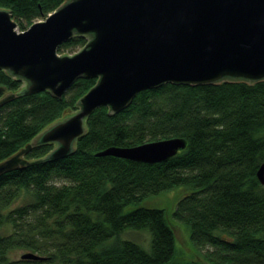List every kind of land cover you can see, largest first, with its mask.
<instances>
[{"label":"trees","instance_id":"1","mask_svg":"<svg viewBox=\"0 0 264 264\" xmlns=\"http://www.w3.org/2000/svg\"><path fill=\"white\" fill-rule=\"evenodd\" d=\"M64 1L0 0V8L23 27ZM88 36L74 34L57 53L83 47ZM96 80L80 77L59 98L43 90L1 105L0 160L75 109ZM22 82L0 69V97ZM108 112L100 106L87 117L70 155L44 161L53 144L34 146L23 165L0 175V264H264V186L256 176L264 162V79L162 83ZM169 137L186 146L162 162L95 155ZM175 186L185 192L172 216L188 226L201 258L177 260L164 209L138 205ZM127 230L149 231V247L123 238ZM15 249L45 259H12Z\"/></svg>","mask_w":264,"mask_h":264},{"label":"water","instance_id":"2","mask_svg":"<svg viewBox=\"0 0 264 264\" xmlns=\"http://www.w3.org/2000/svg\"><path fill=\"white\" fill-rule=\"evenodd\" d=\"M15 26L10 12L0 8V69L25 83L0 97V106L17 94L43 90L59 98L80 77L97 80L77 100V110L65 111L0 160V175L23 165L21 157L34 146L53 144L44 161L70 155L96 108L106 106L114 115L141 90L162 83L264 79V0H65L26 30ZM74 34L89 35L85 45L58 54ZM185 146L183 138L169 137L110 146L95 155L157 163ZM256 176L264 186V162ZM21 259L45 257L29 252Z\"/></svg>","mask_w":264,"mask_h":264},{"label":"rangeland","instance_id":"3","mask_svg":"<svg viewBox=\"0 0 264 264\" xmlns=\"http://www.w3.org/2000/svg\"><path fill=\"white\" fill-rule=\"evenodd\" d=\"M45 17H42L40 19H34L29 25L23 22V27H20L18 25V22L15 18L11 17V19L16 23L15 30L17 32H20V31L26 30L34 22L44 20ZM81 48L82 47L78 46V47H75L74 49H63L62 51L58 52V54L60 55L61 54H68V55L73 54L79 51ZM22 84L23 83H21L20 85L22 86ZM78 108L79 107L77 105L75 109H70V110L75 111ZM183 188H184L183 186H175L167 191H163L159 193L158 195L145 198L143 201L138 203V205H149L152 207L164 209L166 217L169 223L173 226L174 231H175V235H176L175 237L176 239L175 240V258L179 261H187L192 258H201L199 255L197 256L196 253L193 251L194 247L191 244L188 226L182 222L177 221L172 216V211L175 209L177 200L185 192V190L181 191V189ZM122 237L133 239L134 241L141 244L144 248L149 247L150 233L147 230H137V231L127 230L124 233H122ZM29 252L38 254L37 252H33L29 249H15L11 252L10 256L12 259H20L21 255H23L24 253H29Z\"/></svg>","mask_w":264,"mask_h":264},{"label":"flooded vegetation","instance_id":"4","mask_svg":"<svg viewBox=\"0 0 264 264\" xmlns=\"http://www.w3.org/2000/svg\"><path fill=\"white\" fill-rule=\"evenodd\" d=\"M22 83H23V82H22ZM23 84H25V83H23ZM23 84H22V85H23Z\"/></svg>","mask_w":264,"mask_h":264}]
</instances>
